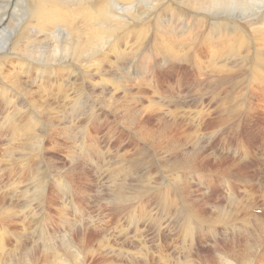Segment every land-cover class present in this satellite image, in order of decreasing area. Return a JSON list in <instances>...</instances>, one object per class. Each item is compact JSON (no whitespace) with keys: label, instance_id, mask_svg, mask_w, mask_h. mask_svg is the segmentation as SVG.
I'll return each mask as SVG.
<instances>
[{"label":"rangeland","instance_id":"rangeland-1","mask_svg":"<svg viewBox=\"0 0 264 264\" xmlns=\"http://www.w3.org/2000/svg\"><path fill=\"white\" fill-rule=\"evenodd\" d=\"M27 1L29 0H20V2L19 0H0V52H3L6 44H8L11 39H14L16 35L15 32L25 22L28 16V14L26 15ZM88 1L93 2L96 0ZM117 1L118 0H114L113 2L119 4L117 5L118 8L122 6L124 11L127 10L124 13L125 15L131 11V14L129 12L128 15H132V18L121 14V12H124L122 9L119 11L120 17H117L118 21H121V23L124 24L125 22L124 27L126 30H131L130 32L129 30L122 32L121 26L123 24H119V22H116V26L117 24L119 26V28L117 27L118 29H116L114 27L115 25H113L115 24V22H113L114 20H111L113 23L110 21L111 23H106L105 25L115 29L113 31L114 36L111 34V36L103 39L104 42H99L98 47L89 45L78 51L79 42L76 33L65 24L60 23L51 32L41 31L39 35L40 41L32 43L30 49L23 46L25 50V61L38 64L36 67L35 65H31V68H29L31 71H24V73H22V75L30 79L29 81L31 83H29V86L33 89L35 88L33 96L40 102L39 100H41V97L38 87L44 89L48 98H44L42 103L48 105L47 108L52 112L53 117L54 114L57 113L63 119L65 118V121L70 122L74 130L76 127L75 125L79 123L77 124L76 130L77 128L79 129L74 131L72 135L64 132L59 135L55 127L56 124H53V120L50 119L51 124H49L50 120L47 118L44 119L43 117L45 116L42 115V117L40 115L45 129V133L41 132L43 134L42 140L44 141L42 144L43 147L39 149L36 144V146L34 145L35 147H31L29 140L25 136L24 147L21 145L19 150L26 154H22L20 157L21 159L19 158L21 160L20 164L14 163L16 164L14 166L15 169L13 165H11L13 169L1 168L3 164L2 159L4 155L7 154L4 152L3 146L1 145H4V147L6 146V141H4L5 139L3 137L8 136L9 132L3 134V137L0 136V143L2 142L0 144V157H2L0 159V186L4 189V185L1 184V182H4V184L6 183L8 185L7 190L9 191V195L6 196L4 204L0 203V205L3 204L5 207L0 208V216H3L0 217L2 218V221L0 219V245H3L2 247L0 246V256L2 255V257H4L6 255V264H31V262L32 264H41L43 261L44 264H62L59 263L60 260L54 255L53 251L56 250V252L64 251L65 253H69L68 264L70 262H72L70 264H73L76 259L77 261L74 264H78L80 261L82 264H156L159 261L160 262L157 264L161 262L162 264H188L191 262H194V264H225L228 261L227 257L230 258L232 255V257L236 259H240V264H263L264 96L262 94H264V85H261L262 80L260 76L258 78V74L264 73V22L255 18L259 15L258 13H261L260 15L264 14V12H262L264 11V0H167L168 2L165 3H160L159 0L158 2L157 0H155L156 2L154 0H150L151 2L149 0H139L140 2L138 0H129L126 2L127 4H123L125 7ZM259 1L263 2L261 3ZM169 2H171L170 6L168 5ZM166 3L168 4L166 5ZM256 3L259 4V7ZM128 4H131V6ZM132 4L135 7L134 11L133 8H131ZM136 7L137 9H141L136 10ZM127 8H131L132 10H128ZM247 8H255L253 11L254 14L247 16L250 18L244 17L237 22L236 17L239 16L237 12ZM149 9L151 10L149 11ZM133 12H136V16ZM13 13L17 14V19L12 17ZM25 15L26 17H24ZM145 17L149 20L147 19V22L144 24L146 20ZM162 17L163 19L159 20ZM124 19H126V21ZM74 20L76 25L81 24L80 19ZM130 20L131 22H129ZM128 23L131 24L129 25ZM137 23L140 24V28L137 26ZM133 24L135 27H131ZM141 25L144 28H141ZM145 25L151 26L148 28ZM182 25L183 27H181ZM124 27L122 28L124 29ZM145 28L149 32L153 28L154 29L151 31L150 35L148 32L149 36H147L145 35L147 31L142 30ZM233 29H235L236 32H234ZM116 31L117 33H115ZM261 31H263V33ZM125 35L128 41L124 38ZM135 36L136 38H134ZM111 41H115V44L119 45L117 48L123 51L125 50L126 52H124L128 55V57L124 55L121 59H115V57L112 56L110 64L116 65L118 68L122 66L123 69L126 67L124 72L127 74V83L130 84L131 87L133 86L130 95L125 94L123 91L121 93L119 91H113L112 93L111 89L110 91L109 89H101L100 86H96L98 88H95L93 85L92 81L96 78L100 83H104L105 77L100 78L99 74L94 75L93 68L87 65L88 60L92 58L95 50L98 51L96 55H98L97 57L101 58L103 62L105 67L104 72L109 73L111 67L109 63L105 61V57L101 56L103 53L101 51L107 49L111 45ZM128 42H131L132 45H134L133 43L135 42L131 50L128 48L131 46ZM138 43L140 44L137 46L136 44ZM135 46L137 47L135 48ZM162 49L167 53L174 52L177 55L176 57L180 58H176L174 61L166 59L161 54V51H163ZM182 49H184L183 52ZM128 50L129 52H127ZM132 50L133 52L131 53ZM31 51H34L35 54L31 55ZM139 52L140 54H138ZM21 55L22 48L21 54L12 56V58H20ZM10 60H5L7 63H1L0 67L2 65L8 66ZM116 62L118 63L114 64ZM18 66L17 64V67ZM140 67L146 69V75L139 74L137 69ZM117 69H114V72L117 71ZM207 71L210 75L207 74ZM235 72H237V74ZM241 72H243V74ZM229 74L232 76L230 79L227 78ZM41 75L45 76L41 77ZM240 76L243 77L239 79ZM248 76L249 79H247ZM45 78H47V81L44 80ZM122 79H124L123 76ZM40 84L43 86H40ZM3 87L4 84L0 80V89ZM99 88L101 90H99ZM105 91H107V94ZM14 92L18 91L15 90ZM36 92L38 93L36 94ZM177 92L179 94L181 93V97ZM110 93L112 97L114 95L113 98L110 97ZM239 93L241 94L240 96ZM18 94L22 95L19 92ZM97 94H99V96ZM101 94H103L102 96L104 97H102ZM105 95H108L110 99L108 96L105 98ZM116 95L120 96L117 97ZM124 96L125 98H123ZM140 96L142 100L139 99ZM169 96L172 98H169ZM72 97L74 100H72ZM144 97H147L148 100ZM102 99L105 100V105ZM150 99L153 100L154 106ZM172 99H176V101L173 103ZM4 100L0 99V118H2L3 115V117L6 118L5 114H7L8 118V115L14 112V109L9 106V102H6V99ZM106 100L109 101L106 102ZM138 100H141L140 103ZM67 101L71 106L67 105ZM130 101L133 106L130 104ZM133 101L135 103H133ZM70 102L72 104L74 103L73 106ZM123 102H127L126 105L124 104L125 107ZM149 102L152 105L149 104ZM137 103H139V105ZM22 104L26 105V107L22 106L24 107L25 113V115L23 114V119L27 121V119L34 113H37V111L35 112L28 104ZM113 104L116 107L113 106ZM180 104H182L181 108L179 106ZM155 105L157 107H155ZM176 105L180 108V111L176 110ZM173 106L175 108H173ZM58 107H62L61 109L64 110H57ZM168 108L171 113L168 111ZM137 109L139 111H137ZM143 109L145 111H143ZM199 110H202V112ZM50 111H47L48 114ZM64 111L69 112L71 115L73 113V118L68 113L66 115ZM176 113H178L177 115H183L177 116ZM112 114H115V116ZM127 115L129 116L127 117ZM174 115L176 116L174 117ZM79 116L82 117L80 118ZM76 117L79 119H76ZM123 117L126 121L121 119ZM127 118H129V120ZM186 119L187 122H185ZM200 119L203 120L202 123ZM121 120H123L125 124L123 121L120 122ZM176 120H178L179 123ZM164 121L170 123L166 124ZM183 121L184 123H181ZM117 122H120V124L122 123V125L120 126ZM127 122L130 123L131 127L127 125ZM29 123H31V121H29ZM59 123L62 124V122ZM163 124H166V128L163 127ZM199 124L204 125L203 127L205 129ZM50 125L56 129L57 134L53 132L47 134ZM157 128L160 129V132ZM181 129H183V132L180 131ZM161 130H163L165 134ZM38 132L40 131L38 130ZM156 132L160 135L163 134V138L158 133L155 135ZM171 132L175 134L173 135ZM186 132H188L189 135H187ZM46 134L47 137L44 139L43 137H45ZM48 135H55V137L49 139ZM196 136L200 138L198 139ZM72 139L75 140V143H73ZM174 141L177 142L175 143ZM28 142L29 145H27ZM69 144H72L71 146L74 144L76 148H73L74 146L71 147ZM79 145H81V147ZM78 146L82 148V150L79 149ZM76 149H79L78 151L80 153L75 151ZM100 149L104 150L103 152L105 153L100 161L97 158H95L96 162L93 158L88 160L83 159V154L88 153L91 157L93 151ZM37 150V155H35L37 158L27 155L31 153V151L36 152ZM11 153L14 152L11 151ZM15 157L17 158V156ZM42 159H44V161ZM35 160H37L38 165L33 168ZM71 160L74 161L72 162ZM98 164L102 166L105 164L106 166L104 165L105 167H102L98 166ZM97 166L100 168L102 167L103 169H101L103 171L101 172V169L97 168ZM122 166L124 167L122 168ZM132 169L133 171H131ZM89 171H91V173H89ZM97 172L99 175H96ZM166 172H169V174L167 173L165 175ZM68 173H70V175ZM15 184L18 191H14ZM137 186L138 188H136ZM122 187L124 193H122ZM123 195H129L130 197L128 196V198L125 196V198L128 199L125 200ZM143 203L145 204L143 205ZM217 204L219 206H217ZM59 206L62 207L60 208ZM94 206L96 207L94 208ZM215 206H217V208ZM2 209H4L5 212ZM9 210H13L12 212L14 213L11 211L9 212ZM64 210L65 212H63ZM228 212L231 213V216ZM9 214L11 216H9ZM226 214L227 216H225ZM219 215L220 217L218 218ZM102 216H104L105 219ZM151 216L153 218H151ZM86 218H88V220ZM3 219H5V221H3ZM99 219L104 220V224L101 222L102 220L100 221ZM3 226L4 228H2V230L1 227ZM102 226L104 227L103 229H101ZM212 232L215 234V237L212 236ZM208 234L211 236H208ZM261 237L263 238L261 239ZM243 239H246V242ZM90 241H92V243L94 242V244H91ZM56 243H60L58 245L60 248ZM185 244L187 246H185ZM73 245L79 246V249H77L78 255L75 254L76 252L73 249ZM176 245L179 248H177ZM182 245L185 248H183ZM193 245H195V247ZM244 245H246L249 250L245 249L246 246L244 247ZM61 247H63V249ZM186 248L188 249L187 251ZM235 249L237 251H234ZM257 250L259 251L257 252ZM9 251L11 253H9ZM227 251L229 253H227ZM178 252H180V254L182 253V255ZM188 252L189 254H187ZM236 253L241 254L236 255ZM217 254H219L220 257ZM228 254H230V256ZM103 255H105V257ZM73 256H75V259H73ZM77 256L80 257L78 258ZM2 257L0 258V264H5V258ZM215 257L217 259H215ZM155 258H157L156 261ZM221 258L225 261L222 262V260H220ZM86 260L88 262L90 261V263ZM215 260L218 263H216ZM218 260H220V262Z\"/></svg>","mask_w":264,"mask_h":264},{"label":"bare ground","instance_id":"bare-ground-1","mask_svg":"<svg viewBox=\"0 0 264 264\" xmlns=\"http://www.w3.org/2000/svg\"><path fill=\"white\" fill-rule=\"evenodd\" d=\"M114 0H96V1H88V0H29V1H27L28 3H27V8H26V15L28 14V16H27V18H26V20H25V22L19 27V29L15 32L16 33V35L14 36V39L12 40H10L9 42H8V44H6V46H5V48H4V51L3 52H0V64L1 63H7L6 61H8V60H10V64L8 65V66H6V65H2L1 67H0V80H1V82L4 84V87L2 88V89H0V99L1 100H4V99H6L7 101L6 102H9V106H11V108H13L14 109V112L12 113V114H9L10 115V117H9V115H8V118H7V114H5L6 115V118H4L3 116H2V118H0V128L2 129H0V136L1 137H3V134H5V133H7V132H9L8 133V136H6V137H3L5 140L4 141H6V146L4 147V145H1V146H3L2 148H3V150H4V152H6L7 154L6 155H4V157H3V164L1 165V168H10V169H13V167L16 165V164H14V163H19L20 164V157H21V155L22 154H24L23 153V151H20L19 150V147L22 145L23 146V144H25V139H24V137L26 136L27 137V139L29 140V142H30V146L32 147V146H34L35 144L39 147V149H42V147H43V140H42V136H43V134L42 133H45V129H44V127H43V123H42V117L43 116H45V117H43L44 119L45 118H47V119H52L53 120V124H56V129H57V131H58V134L60 135L62 132H64V133H69V134H74V131H77L79 128H77V130H76V127L78 126L77 124H79V123H77L75 126V130L73 129V127H72V125H71V123L70 122H68V121H65L62 117H60L57 113H55L54 114V117H53V114H52V112L47 108L48 107V105L46 104V103H42L43 101H44V98L46 99V98H48L47 97V95L45 94V92H44V89H42L41 87H38V91H39V93H40V97H41V100H39L40 102H38L37 101V99L33 96V94L35 93V88L33 89L32 87H30L29 85V83H31L29 80V78L27 77V76H25V75H22V73H24V71H31V70H29V68H31V65H35V67L38 65V64H36V63H33V62H31V61H28V62H26L25 61V57H24V52H25V50L23 49V46L24 47H26V48H29L30 49V47H31V45H32V43H35V42H38V41H40V38H39V35H40V32L41 31H43V32H45V31H47V32H51V31H53L56 27H57V25H59L60 23L61 24H65L66 26H68L72 31H74L75 33H76V35H77V38H78V42H79V45H78V48H77V50L79 51L80 49H82V48H85L86 46H89V45H95V46H97L98 47V45H99V42H104L103 41V39H105L106 37H108V36H111V34H113V31L115 30L113 27H107V25H105L106 23H111L112 21L111 20H114L113 22H115V24H113V25H115L114 27L116 28V29H118L119 28V26H118V24H117V26H116V22H119V24H123V23H121V21H118V19H117V17H120V12L119 11H121V9L123 8L122 6L121 7H117V5H119V4H115L114 2H113ZM127 1H129V0H118L117 2H119L120 4H124V3H126ZM132 1H134V0H132ZM131 1V2H132ZM139 1V0H138ZM150 1V0H149ZM155 1V0H154ZM153 1V2H154ZM160 1V3L161 2H168L167 0H159ZM207 1V0H206ZM222 1V0H221ZM10 2V1H9ZM19 2H20V0H19ZM140 2V1H139ZM151 2V1H150ZM156 2V1H155ZM157 2H158V0H157ZM181 2V1H180ZM179 2V3H180ZM210 2V1H209ZM257 2V1H256ZM259 2H261V1H259ZM263 2V1H262ZM261 2V3H262ZM3 3V2H2ZM135 3H137V2H135ZM143 3H146V2H143ZM149 3V2H148ZM170 3L171 2H169V4L168 3H166V5L168 4L169 6H170ZM182 3V2H181ZM185 3V2H184ZM194 3V2H193ZM198 3V2H197ZM206 3V2H205ZM258 3V2H257ZM256 3V5L258 6L259 4H257ZM127 4V3H126ZM125 4V5H126ZM133 4H134V2H133ZM132 4V7L131 8H133V11H134V5ZM142 4V3H141ZM183 4V3H182ZM181 4V5H182ZM200 4V3H199ZM128 5H130L131 6V4H128ZM128 5H127V7H128ZM143 5H145V4H143ZM142 5V6H143ZM157 5H159V4H157ZM157 5H156V7H157ZM172 5V4H171ZM202 5V4H201ZM209 5V4H208ZM233 5H234V3H233ZM246 5V4H245ZM14 6V5H13ZM124 6V5H123ZM129 6V7H130ZM236 6V5H235ZM251 6V5H250ZM254 6V5H253ZM125 7V6H124ZM137 7H139V6H137ZM137 7H136V10H138V9H141V8H138L137 9ZM159 7V6H158ZM173 7V6H172ZM182 7H184V6H182ZM205 7V6H204ZM233 7V6H232ZM252 7V6H251ZM256 7V6H255ZM259 7V6H258ZM257 7V8H258ZM1 8V7H0ZM131 8H127L128 10H130ZM146 8V7H145ZM154 8V7H153ZM152 8V9H153ZM199 8V7H198ZM4 9V8H3ZM126 9V8H125ZM143 9V8H142ZM179 9V8H178ZM254 9L255 8H247V9H244V10H242V11H240V12H237V13H239V16L238 17H236L237 18V22H239L240 21V19L241 18H244V17H247V16H251V15H253L254 14ZM262 9V8H261ZM11 10V9H10ZM132 10V9H131ZM151 9H149V11H150ZM158 10H159V8H158ZM163 10V9H162ZM180 10V9H179ZM189 10H191V9H189ZM257 10H259V9H257ZM19 11V10H18ZM122 11H124L123 9H122ZM127 11V10H126ZM126 11H124L123 13L121 12V14H124ZM142 11V10H141ZM146 11H148V10H146ZM172 11V10H171ZM209 11V10H208ZM130 12V14H131V11H129ZM129 12H128V14H129ZM137 12V11H136ZM135 12V13H136ZM139 12V11H138ZM192 12V11H191ZM259 12V11H258ZM262 12H264V11H262ZM24 13V14H25ZM134 13V12H133ZM134 13V14H135ZM185 13V12H184ZM125 15L124 14V16H128L129 18L131 17L132 18V15ZM133 14V15H134ZM142 14H143V12H142ZM167 14V13H166ZM170 14V13H169ZM186 14V13H185ZM196 14V13H195ZM259 15L258 16H256V18L255 19H257V20H259V21H263L264 22V14H262V15H260L261 13H258ZM13 16L12 17H14V18H16L17 19V14H12ZM26 15L24 16V17H26ZM146 15V14H145ZM158 15V14H157ZM171 15V14H170ZM178 15V14H177ZM223 15V14H222ZM1 16V15H0ZM124 16H123V18H124ZM135 16H136V14H135ZM152 16V15H151ZM11 17V16H10ZM9 17V18H10ZM142 17V16H141ZM189 17V16H188ZM226 17V16H225ZM23 18V17H22ZM146 18V17H145ZM148 18H149V16H148ZM148 18H146V20H145V22H144V24L147 22V19ZM247 18H250V17H247ZM74 19H80V21H81V24L80 25H76V23H75V20ZM133 19H134V17H133ZM140 19V18H139ZM143 19V18H142ZM151 19V18H150ZM163 19V17L161 18V19H159V20H162ZM172 19V18H171ZM253 19V18H252ZM3 20V19H2ZM119 20H121V19H119ZM125 21H126V19H124ZM124 20H122V21H124ZM149 20V19H148ZM156 20H158V19H156ZM164 20H165V18H164ZM177 20V19H176ZM247 20V19H246ZM249 20V19H248ZM14 21V20H13ZM17 21V20H16ZM111 21V22H110ZM169 21H170V19H169ZM173 21V20H172ZM261 21V22H262ZM112 22V23H113ZM128 22V21H127ZM129 22H131V20L129 21ZM136 22V21H135ZM143 22V21H142ZM171 22V21H170ZM247 22V21H246ZM141 23V22H140ZM149 23V22H148ZM151 23V22H150ZM152 23H153V21H152ZM155 23V22H154ZM162 23V22H161ZM164 23V22H163ZM173 23V22H172ZM242 23V22H241ZM240 23V24H241ZM124 24H125V22H124ZM122 25L121 26V29H119V30H121L122 32H125V31H127V30H129V29H127L126 30V28L124 27L125 25ZM129 25L131 24V23H128ZM138 25V27H139V23H137ZM165 24H166V22H165ZM171 24V23H170ZM169 24V25H170ZM176 24H178V23H176ZM236 24V23H235ZM243 24V23H242ZM112 25V26H113ZM146 25H148V24H146ZM145 25V26H146ZM159 25H160V23H159ZM168 25V24H167ZM166 25V26H167ZM109 26H110V24H109ZM128 26V25H127ZM126 26V27H127ZM151 26V25H150ZM150 26H146V27H150ZM157 26V25H156ZM173 26H174V24H173ZM184 26H186V25H184ZM249 26V25H248ZM258 26H259V24H258ZM4 27V26H3ZM118 27V28H117ZM122 27H124V29L122 28ZM131 27H135L134 26V24H133V26H131ZM137 27V28H138ZM153 27V26H152ZM169 27H171V26H169ZM181 27H183V25L181 26ZM260 27H262V26H260ZM140 28V27H139ZM138 28V29H139ZM141 28H144L142 25H141ZM4 29H6V28H4ZM134 29V28H133ZM152 29V28H151ZM154 29V28H153ZM153 29L151 30V31H153ZM124 30V31H123ZM142 30H146V28L145 29H142ZM156 30V29H155ZM169 30V29H168ZM131 30H129V32H130ZM147 31V30H146ZM151 31L149 32V31H147V32H145L146 34L145 35H147V36H149L150 35V33H151ZM233 31L234 32H236V30L235 29H233ZM264 31V30H263ZM263 31H261L262 33H263ZM120 32V31H119ZM133 32V31H132ZM131 32V33H132ZM148 32H149V35H148ZM163 32V31H162ZM173 32V31H172ZM171 32V33H172ZM176 32V31H175ZM233 32V33H234ZM115 33H117V31L115 32ZM141 33V32H140ZM139 33V34H140ZM155 33V32H154ZM161 33V32H160ZM165 33V32H164ZM163 33V34H164ZM232 33V34H233ZM126 34V33H125ZM134 34V33H133ZM169 34V33H168ZM129 35V34H128ZM137 35V34H136ZM144 35V34H143ZM152 35H153V33H152ZM158 35V34H157ZM231 35V34H230ZM260 35V34H259ZM74 36V35H73ZM113 36H114V34H113ZM115 36H116V34H115ZM138 36V35H137ZM154 36V35H153ZM163 36V35H162ZM176 36V35H175ZM216 36V35H215ZM127 36L125 35V39H127L126 38ZM146 37V36H145ZM156 37V36H155ZM214 37V36H213ZM110 38H112V37H110ZM114 38V37H113ZM123 38V37H122ZM128 38H129V36H128ZM134 38H136V36L134 37ZM139 38V37H138ZM169 38V37H168ZM216 38V37H215ZM4 39V38H3ZM132 39V38H131ZM140 39H142V38H140ZM139 39V40H140ZM149 39V38H148ZM153 39H154V37H153ZM168 40V39H167ZM174 40V39H173ZM113 41V40H112ZM111 41V42H112ZM123 41H124V39H123ZM126 41V40H125ZM127 41H128V39H127ZM126 41V42H127ZM137 41V40H136ZM142 41V40H141ZM162 41V40H161ZM166 41V40H165ZM107 42V41H106ZM145 42V41H144ZM150 42V41H149ZM152 42V41H151ZM160 42V41H159ZM129 43V42H128ZM1 44V43H0ZM104 44V43H103ZM107 44V43H106ZM105 44V45H106ZM111 45L107 48V49H105V50H102L101 52H103L102 54H101V56H104L105 57V61H107L108 63H109V65H110V67L112 68V70H111V68H110V72L109 73H105L104 71H105V67H104V65H103V62H102V60H101V58H98L97 56L98 55H96L97 54V52L98 51H96L95 50V52H93V56H92V58L90 59V60H88V67H90V68H93V74L95 75V74H99L100 75V78L101 77H105V82L104 83H100L99 81H98V79L96 78V77H94V78H96L95 80H93L92 82H93V85L95 86V88H98V87H96V86H100V88L101 89H109V91H110V89L112 90V93H113V91H119L120 93L123 91L125 94H128V95H130L131 93H130V91H131V88L133 87H131L130 86V84H128L127 83V81H128V78L126 77V75L127 74H125V72H124V69L126 68H124L123 69V67L121 66V67H119L118 68V66H116V65H112V64H110V59H111V57L112 56H114L115 57V59L116 58H118V59H121L124 55H126V51L124 52L123 50H121V49H118L117 47L119 46V45H116L115 44V41L114 42H112V43H110ZM118 44V43H117ZM120 44V43H119ZM125 44H127V43H125ZM129 44H131V42L129 43ZM134 45H135V42L133 43ZM140 43H138V44H136L137 46L139 45ZM180 44V43H179ZM108 45V44H107ZM123 45H124V43H123ZM134 45H132L131 44V46H127V45H125V46H127L130 50H131V48H132V46H134ZM173 45H175V44H173ZM104 46V45H103ZM122 46V45H121ZM137 46H135V48L137 47ZM143 47V46H142ZM147 47V46H146ZM164 47V46H163ZM168 47V46H167ZM182 47V46H181ZM180 47V48H181ZM184 47V46H183ZM21 48H22V55L20 56V58L18 57V58H16L15 57V59L14 58H12V56H17L18 54L20 55L21 54ZM105 48V47H104ZM127 48V49H128ZM134 48V49H135ZM169 48V47H168ZM178 48V47H177ZM140 49V48H139ZM171 49V48H170ZM33 50V49H32ZM163 51H161V54L163 55V57L164 58H166V59H171L172 61H174V59H176V58H180V57H176L177 55H176V53H174V52H172V53H167V52H164V49H162ZM166 50V49H165ZM168 50V49H167ZM183 50L184 49H182V52H183ZM186 50H188V49H186ZM135 51V50H134ZM176 51H177V49H176ZM127 52H129V50L127 51ZM133 52V50L131 51V53ZM157 52V51H156ZM159 52H160V50H159ZM169 52H171V51H169ZM181 52V53H182ZM29 53V52H28ZM92 53V52H91ZM135 54H137L136 52H134ZM143 53V52H142ZM155 53V52H154ZM180 53V54H181ZM33 54H35V52L34 51H31V55H33ZM138 54H140V52L138 53ZM156 54V53H155ZM129 55H130V53H129ZM85 56V55H84ZM136 56V55H135ZM138 56V55H137ZM148 56V55H147ZM11 57V58H10ZM100 57V56H99ZM104 57H102V58H104ZM126 57H128V55H126ZM125 57V58H126ZM131 57V56H130ZM133 58V57H132ZM145 58V57H144ZM209 58V57H208ZM36 59V58H35ZM128 59V58H127ZM185 59V58H184ZM6 60V61H5ZM78 60V59H77ZM112 60V59H111ZM216 60V59H215ZM72 61V60H71ZM113 61H114V59H113ZM122 61V60H121ZM163 61V60H162ZM183 61H185V60H183ZM227 61V60H226ZM115 62V61H114ZM166 62H168V61H166ZM249 62V61H248ZM260 62V61H259ZM57 63V62H56ZM105 63V62H104ZM118 62H116V63H114V64H117ZM126 63V62H125ZM133 63V62H132ZM17 64L19 65L18 67H17ZM150 64V63H149ZM203 64V63H202ZM214 64V63H213ZM258 64V63H257ZM256 64V65H257ZM84 65V64H83ZM86 65V64H85ZM124 65V64H123ZM128 65V64H127ZM141 65H142V63H141ZM5 66V67H4ZM229 66V65H228ZM260 66V65H259ZM62 67V66H61ZM115 67H117V68H115ZM144 67V66H143ZM243 67V66H242ZM212 68V67H211ZM247 68V67H246ZM73 69V68H72ZM114 69H117V71H115L114 72ZM213 69V68H212ZM219 70V69H218ZM259 70V69H258ZM48 71V70H47ZM68 71V70H67ZM107 71V70H106ZM137 71L139 72V74L140 75H146V69H144V68H138L137 69ZM217 71V70H216ZM233 71V70H232ZM236 71V70H235ZM243 71V70H242ZM118 72V73H117ZM226 72V71H225ZM238 72V71H237ZM237 72H235L236 74H237ZM259 72V71H258ZM68 73V72H67ZM223 73V72H222ZM239 73V72H238ZM242 74H243V72H241ZM69 74V73H68ZM114 74V75H113ZM207 74H209V72L207 71ZM217 74V73H216ZM231 74H234V73H231ZM231 74H229V75H227L228 77V79H230V78H232V76H230ZM210 75V74H209ZM224 75V74H223ZM240 75V74H239ZM43 76H45V75H41V77H43ZM73 76V75H72ZM122 76L124 77V79H122ZM130 76V75H129ZM214 76V75H213ZM216 76V75H215ZM235 76V75H234ZM245 76V75H244ZM259 76H260V78H261V80H262V84L261 85H264V73H259L258 74V78H259ZM236 77H237V75H236ZM241 77H243V76H240V78L239 79H241ZM99 78V79H100ZM146 78H147V76H146ZM220 78V77H219ZM219 78H218V80H219ZM47 78H45L44 80H46ZM144 79V78H143ZM217 79V78H216ZM247 79H249V76H248V78ZM88 80V79H87ZM90 80V79H89ZM47 81V80H46ZM45 81V82H46ZM75 81V80H74ZM142 81H144V80H142ZM247 81V80H246ZM44 82V81H43ZM77 82H79V81H77ZM241 83V82H240ZM150 84V83H149ZM179 84V83H178ZM236 84V83H235ZM60 85V84H59ZM63 85V84H62ZM144 85V84H143ZM152 85V84H151ZM40 86H43L42 84H40ZM93 86V87H94ZM146 86V85H145ZM36 87V88H37ZM59 87H61V86H59ZM151 87V86H150ZM154 87V86H153ZM41 88V89H40ZM62 88V87H61ZM65 88V87H64ZM99 88V90H101ZM156 88V87H155ZM202 88V87H201ZM67 89V88H66ZM135 89V88H134ZM137 89V88H136ZM141 89V88H140ZM139 89V90H140ZM150 89V88H149ZM148 89V90H149ZM170 89V88H169ZM257 89V88H256ZM18 91L19 93H21L22 95H24V96H22V95H19L18 94V92H14V91ZM73 90V89H72ZM92 90H94V89H92ZM98 90V89H97ZM133 90V89H132ZM144 90V89H143ZM146 90H147V88H146ZM85 91V90H84ZM91 91V90H90ZM108 91V90H107ZM107 91H105V93L107 94ZM150 91H151V89H150ZM63 92V91H62ZM61 92V93H62ZM94 92V91H93ZM102 92H104V91H102ZM157 92V91H156ZM160 92V91H159ZM237 92V91H236ZM240 92V91H239ZM38 92H36V94H37ZM78 93H79V91H78ZM100 93V92H99ZM123 93V94H124ZM155 93V92H154ZM162 93H163V90H162ZM162 93H160V94H162ZM176 93V92H175ZM178 93V92H177ZM57 94V93H56ZM72 94H74V93H72ZM90 94V93H89ZM95 94V93H94ZM111 94V93H110ZM123 94H122V96H123ZM143 94H144V92H143ZM159 94V95H160ZM164 94V93H163ZM181 94V93H180ZM179 93H178V95L181 97V95H180ZM68 95V94H67ZM67 95H65V96H67ZM80 95V94H79ZM87 95V94H86ZM85 95V96H86ZM98 96H99V94H97ZM103 94H101V96H102ZM121 95V94H120ZM120 95H118V96H120ZM157 95H158V92H157ZM171 95H173V94H171ZM241 94L239 93V96H240ZM263 96H264V94H262ZM73 96V95H72ZM78 96V95H77ZM108 95H105V98L107 97ZM117 96V95H116ZM117 96V97H118ZM133 96V95H132ZM138 96V95H137ZM136 96V97H137ZM174 96V95H173ZM245 96V95H244ZM60 97V96H59ZM69 97V96H68ZM87 97V96H86ZM91 97V96H90ZM94 97H96V96H94ZM102 97H104V96H102ZM101 97V98H102ZM109 97V96H108ZM110 97H112V94H111V96ZM110 97H109V99H110ZM113 97H114V95H113ZM112 97V98H113ZM130 97V96H129ZM128 97V98H129ZM135 97V98H136ZM158 97V96H157ZM161 97V96H160ZM166 97V96H165ZM175 97V96H174ZM62 98V97H61ZM73 98V97H72ZM88 98V97H87ZM98 98V97H97ZM100 98V97H99ZM111 98V99H112ZM121 98V97H120ZM123 98H125V96L123 97ZM144 98H147V97H144ZM150 98V97H149ZM169 98H172V97H170L169 96ZM168 98V99H169ZM177 98V97H176ZM62 99H64V98H62ZM75 99H76V97H75ZM93 99V98H92ZM104 99V98H103ZM102 99V100H103ZM108 99V98H107ZM139 99H141L142 100V98H141V96H140V98ZM158 99V98H157ZM161 99V98H160ZM185 99V98H184ZM71 100V99H70ZM72 100H74V98L72 99ZM91 100V99H90ZM113 100V99H112ZM124 100H126V99H124ZM127 100H129V99H127ZM131 100V99H130ZM141 100H138V102L140 103V101ZM146 100H148V98L146 99ZM150 100H152V99H150ZM149 100V101H150ZM173 100V99H172ZM178 100V99H177ZM183 100V99H182ZM262 100V99H261ZM5 101V100H4ZM104 101L105 100H103V104H104ZM107 101H109V100H106V102ZM158 101V100H157ZM156 101V102H157ZM162 101V100H161ZM174 101H176V99H174L173 100V103H174ZM180 101V100H179ZM179 101H177V102H179ZM185 101V100H184ZM77 102V101H76ZM113 102V101H112ZM144 102V101H143ZM142 102V103H143ZM147 102V101H146ZM152 102H153V100H152ZM167 102V101H166ZM165 102V103H166ZM176 102V103H177ZM187 102V101H186ZM22 103H25V104H28L30 107H32L33 109H34V111L36 112L37 111V113H34L33 115H31V117H29L28 119H27V121L26 120H24L23 119V114L25 115V113H24V107H26V105H24V104H22ZM67 103V105H69L68 104V101L66 102ZM65 103V104H66ZM96 103V102H95ZM126 103L127 102H123V105L125 104L126 105ZM133 103H135L134 101H133ZM139 103H137L138 105H139ZM148 103V102H147ZM175 103V104H176ZM181 103V102H180ZM262 103V102H261ZM8 104V103H7ZM70 104H72L71 102H70ZM74 104V103H73ZM73 104H72V106H73ZM97 104V103H96ZM116 104V103H115ZM122 104V103H121ZM130 104H131V101H130ZM130 104H129V106H130ZM144 104V103H143ZM146 104V103H145ZM149 104H151L150 102H149ZM153 104V106H154V102L152 103ZM151 104V105H152ZM158 104V103H157ZM156 104V105H157ZM164 104V103H163ZM170 104V103H169ZM188 104V103H187ZM24 107H23V106ZM78 105V104H77ZM99 105V104H98ZM105 105V104H104ZM109 105V104H108ZM125 105H124V107H125ZM132 106H133V104H131ZM146 105H148V104H146ZM155 105V107H157ZM159 105H160V102H159ZM168 105V104H167ZM174 105V104H173ZM177 105H178V103H177ZM175 106L176 107V110H178V111H180L179 109L181 108V105L182 104H180L179 106H180V108L178 107V106ZM183 105H184V103H183ZM8 106V105H7ZM55 106V105H54ZM69 106H71V105H69ZM76 106V105H75ZM81 106V105H80ZM107 106V105H106ZM105 106V107H106ZM113 106H115L114 104H113ZM116 106H117V104H116ZM115 106V107H116ZM122 106V105H121ZM128 106V105H127ZM128 106V107H129ZM143 106V105H142ZM164 106V105H163ZM169 106V105H168ZM190 106H192V105H190ZM66 107H68V106H66ZM123 107V108H124ZM131 107V106H130ZM134 107H137V106H134ZM144 107V106H143ZM142 107V108H143ZM147 107V106H146ZM174 106H173V108H175ZM189 107V106H188ZM9 108V107H8ZM28 108V107H27ZM26 108V109H27ZM38 108V109H37ZM62 107H58V109L57 110H64V109H61ZM72 108V107H71ZM108 108V107H107ZM106 108V109H107ZM114 108V107H113ZM119 108V107H118ZM138 108V107H137ZM141 108V107H140ZM140 108H139V110H140ZM148 108H150V107H148ZM178 108V109H177ZM183 108V107H182ZM189 108H191V107H189ZM5 109V108H4ZM12 109V110H13ZM77 109V108H76ZM127 109V108H126ZM129 109V108H128ZM127 109V110H128ZM135 109V108H134ZM169 109V108H168ZM193 109H194V107H193ZM7 110V109H6ZM72 110V109H71ZM104 110H105V108H104ZM117 110V109H116ZM122 110H125V109H122ZM130 110V109H129ZM131 110H132V108H131ZM138 109H137V111H139ZM153 110V109H152ZM160 110V109H159ZM173 110V109H172ZM175 110V109H174ZM184 110V109H183ZM182 110V111H183ZM27 111H28V109H27ZM47 111H50V113L48 114V112ZM67 111V110H66ZM66 111H64V112H66ZM120 111H121V109H120ZM143 111H145L144 109H143ZM142 111V112H143ZM168 111H170V109L168 110ZM182 111H181V113H182ZM199 111H201L202 112V110H199ZM204 111V110H203ZM7 112V111H6ZM26 112V111H25ZM29 112V111H28ZM59 112V111H58ZM82 112V111H81ZM117 112V111H116ZM115 112V113H116ZM119 112V111H118ZM123 112V111H122ZM127 112V111H126ZM141 112V111H140ZM152 112H154V111H152ZM196 112V111H195ZM200 112V113H201ZM67 113L68 114H70L69 112H66V115H67ZM77 113V112H76ZM114 113V112H113ZM124 113V112H123ZM170 113H171V111H170ZM169 113V114H170ZM172 113H174V112H172ZM60 114V113H59ZM122 114V113H121ZM127 114V113H126ZM128 114H129V112H128ZM143 114H144V112H143ZM146 114V113H145ZM175 114V113H174ZM178 113H176V115H177ZM184 114H185V112H184ZM197 114V113H196ZM42 117H41V116ZM72 115H73V113H72ZM71 114H70V116H72ZM112 115H114L115 116V114H112ZM116 115H118V114H116ZM119 115H120V113H119ZM176 115H174V117L176 116ZM180 115H183V114H179V115H177V116H180ZM187 115V114H186ZM113 116V117H114ZM123 116V115H122ZM129 115H127V117H128ZM158 116V115H157ZM163 116V115H162ZM173 116V115H172ZM195 116H197V115H195ZM80 117V116H79ZM82 117V116H81ZM80 117V118H81ZM124 117H126V116H124ZM124 117L123 118H121V119H124ZM160 117V116H159ZM159 117H157V118H159ZM170 117V116H169ZM173 117V118H174ZM27 118V117H26ZM68 118H70V117H68ZM72 118H73V116H72ZM74 118H75V116H74ZM117 118H120V117H117ZM153 118H155V117H153ZM185 118V117H184ZM194 118V117H193ZM198 118V117H197ZM76 119H79V118H77L76 117ZM86 119V118H85ZM115 119H116V117H115ZM128 120H129V118H127ZM160 119V118H159ZM201 119H202V117H201ZM200 119V120H201ZM66 120H68V119H66ZM168 120V119H167ZM172 120V119H171ZM175 120V119H174ZM29 121H31V123H29ZM70 121V120H69ZM73 121V120H72ZM74 121H75V119H74ZM123 120H121L120 122H122ZM124 121H126L125 119H124ZM124 121H123V123H124ZM156 121H158V120H156ZM160 121H162L161 119H160ZM166 121V120H165ZM164 121V122H165ZM173 121V120H172ZM176 121H178V120H176ZM202 121L203 120H201L200 122L202 123ZM49 122V121H48ZM59 122H62V124H60ZM77 122V121H76ZM79 122V121H78ZM85 122H87V121H85ZM88 122H89V120H88ZM120 122H117L118 124H120ZM130 122H131V120H130ZM175 122V121H174ZM185 122H187V119H186V121ZM191 122V121H190ZM198 122H199V120H198ZM73 123V122H72ZM160 123V122H159ZM166 123V122H165ZM168 123H170V122H168ZM168 123H166V124H168ZM178 123H179V121H178ZM181 123H184V121L183 122H181ZM49 124H51V120H50V123ZM94 124V123H93ZM125 124V123H124ZM123 124V125H124ZM156 124V123H155ZM165 124V125H166ZM175 124V123H174ZM197 124V123H196ZM42 125V126H41ZM73 125V126H74ZM84 125H86V124H84ZM98 125V124H97ZM122 125V123L120 124V126ZM127 125H130V123H128L127 122ZM165 125L163 124V127H165ZM187 125V124H186ZM185 125V126H186ZM190 125V124H189ZM195 125V124H194ZM199 125H201V124H199ZM87 126V125H86ZM191 126V125H190ZM202 127L204 126V125H201ZM80 127H81V123H80ZM123 127V126H122ZM124 127H125V125H124ZM130 127H131V125H130ZM162 127V126H161ZM161 127H159V128H161ZM184 127V126H183ZM193 127V126H192ZM200 127V126H199ZM198 127V128H199ZM83 128V127H82ZM86 128V127H85ZM129 128V127H128ZM166 128V127H165ZM169 128V127H168ZM168 128H167V130H168ZM201 128V127H200ZM204 128V127H203ZM56 129L55 128H53L51 125H50V127H49V129H48V132H47V134H49V133H55V134H57L56 132ZM73 129V130H72ZM84 129V128H83ZM131 129V128H130ZM164 129V128H163ZM202 129V128H201ZM205 129V128H204ZM38 130L40 131V132H38ZM97 130V129H96ZM127 130H129V129H127ZM157 130L160 132V129H158L157 128ZM170 130V129H169ZM183 129H181L180 131L181 132H183L182 131ZM94 131V130H93ZM162 132H163V130H161ZM179 131V130H178ZM194 131V130H193ZM3 132V133H2ZM42 132V133H41ZM98 132V131H97ZM168 132V131H167ZM41 133V134H40ZM133 133V132H132ZM148 133V132H147ZM157 133L158 132H156V134L155 135H157ZM164 133V132H163ZM172 133V132H171ZM187 133V135H189V133L188 132H186ZM199 133V132H198ZM202 133H203V131H202ZM47 134L45 135V137H43L44 139L47 137ZM75 134H77V133H75ZM83 134V133H82ZM159 134V133H158ZM165 134V133H164ZM173 134V133H172ZM175 134V133H174ZM173 134V135H174ZM210 134V133H209ZM7 135V134H6ZM143 135V134H142ZM141 135V136H142ZM149 135V134H148ZM160 135V134H159ZM163 134H161L160 136H162ZM166 135H169V134H166ZM165 135V136H166ZM203 135V134H202ZM70 136V135H69ZM68 136V137H69ZM200 136V135H199ZM53 137H55V135L54 136H51V135H48V138L50 139V138H53ZM77 137V136H76ZM82 137V136H81ZM93 137H94V134H93ZM168 137V136H167ZM198 136H196V138H197ZM201 137V136H200ZM200 137H198V139L200 138ZM3 138H1V139H3ZM97 138V137H96ZM143 138H144V135H143ZM142 138V139H143ZM147 138V137H146ZM159 138V137H158ZM162 138H163V136H162ZM174 138H177V137H174ZM202 138V137H201ZM69 139V138H68ZM67 139V140H68ZM145 139V138H144ZM73 140V143H75V140L74 139H72ZM141 140V139H140ZM168 140V139H167ZM177 140V139H176ZM201 140V139H200ZM100 141V140H99ZM142 141V140H141ZM146 141V140H145ZM162 141V140H161ZM160 141V142H161ZM29 142H28V144L27 145H29ZM92 142V141H91ZM95 142V141H94ZM143 142V141H142ZM147 142H148V140H147ZM146 142V143H147ZM171 142H172V138H171ZM175 142V141H174ZM177 142V141H176ZM175 142V143H176ZM198 142V141H197ZM2 143V142H1ZM0 143V144H1ZM69 143V142H68ZM71 143V142H70ZM145 143V142H144ZM149 143V142H148ZM147 143V144H148ZM187 143V142H186ZM89 144V143H88ZM150 144V143H149ZM193 144V143H192ZM35 145V146H36ZM70 145V144H69ZM72 145V144H71ZM70 145V146H71ZM77 145V144H76ZM81 145H82V143H81ZM81 145H79L80 147H81ZM185 145H187V144H185ZM198 145V144H197ZM200 145V144H199ZM34 146V147H35ZM74 146V147H73ZM73 146H71V147H73V148H76V146L73 144ZM78 146V148L79 149H81L82 150V148H80ZM83 146V145H82ZM96 146V145H95ZM201 146V145H200ZM24 147V146H23ZM1 148V147H0ZM46 148V147H45ZM200 148V147H199ZM28 149H29V147H28ZM38 149V150H39ZM78 149V150H79ZM98 149V148H97ZM105 149V148H104ZM146 149V148H145ZM38 150L36 151V152H33V151H31V153H29V154H27V155H30V156H35V155H37V152H38ZM77 149L75 150V151H78ZM11 151H13L14 153H11ZM40 151V150H39ZM96 151H98V152H96ZM96 151H93V154L91 155V157L89 156V154L88 153H85V154H83L82 156H83V159L84 160H88V159H94V161H95V158H97V159H99V161H100V159L101 158H103V156H104V150H102V149H100V150H96ZM197 151V150H196ZM26 152H28V151H26ZM79 152V151H78ZM83 152V151H82ZM91 152V151H90ZM3 153V152H2ZM43 153H45V152H43ZM71 153V152H70ZM80 153V152H79ZM5 154V153H4ZM26 154V153H25ZM39 154H40V152H39ZM48 154V153H47ZM69 154V153H68ZM107 154V153H106ZM199 155V154H198ZM3 156V155H2ZM6 156V157H5ZM15 156H17V158L15 157ZM93 156V157H92ZM36 157V156H35ZM204 157V156H203ZM2 157H0V159H1ZM20 158V159H19ZM23 158V157H22ZM32 158H34V157H32ZM37 158V157H36ZM41 158V157H40ZM29 159V158H28ZM96 159V160H97ZM32 160V159H31ZM30 160V161H31ZM43 161H44V159H42ZM48 160V159H47ZM57 160V159H56ZM69 160H70V158H69ZM107 160V159H106ZM105 160V161H106ZM172 160V159H171ZM170 160V161H171ZM24 161V160H23ZM72 161V160H71ZM71 161H70V163H71ZM74 161V160H73ZM72 161V162H73ZM104 161V162H105ZM172 161H174V160H172ZM171 161V162H172ZM200 161V160H199ZM198 161V162H199ZM1 162V161H0ZM76 162H77V159H76ZM75 162V163H76ZM96 162V161H95ZM157 162V161H156ZM78 163V162H77ZM76 163V164H77ZM94 163V162H93ZM92 163V164H93ZM100 163V162H99ZM1 164V163H0ZM49 164V163H48ZM102 164H103V160H102ZM107 164H109V163H107ZM178 164V163H177ZM11 165H13V167L11 166ZM38 165V162H37V160H35L34 161V163H33V168H35L36 166ZM78 165V164H77ZM95 165V164H94ZM105 165V164H104ZM103 165V166H104ZM9 166V167H8ZM26 166V165H25ZM45 166V165H44ZM54 166V165H53ZM98 166H102V165H99L98 164ZM97 166V168H99V169H101L100 167H98ZM106 166V165H105ZM104 166V167H105ZM109 166V165H108ZM175 166V165H174ZM226 166V165H225ZM16 167H19V166H16ZM20 167H21V165H20ZM41 167V166H40ZM120 167V166H119ZM124 166H122V168H123ZM173 167V166H172ZM54 168H55V166H54ZM72 168V167H71ZM76 168V167H75ZM81 168V167H80ZM95 168V167H94ZM96 168V169H97ZM157 168H159V167H157ZM163 168H165V167H163ZM162 168V169H163ZM170 168V167H169ZM197 168H199V167H197ZM14 169H15V167H14ZM40 169V168H39ZM46 169V168H45ZM49 169V168H48ZM56 169H57V167H56ZM82 169V168H81ZM103 169V168H102ZM101 169V172L103 171ZM109 169V168H108ZM119 169V168H118ZM156 169V168H155ZM154 169V170H155ZM229 169V168H228ZM59 170V169H58ZM120 170H121V168H120ZM135 170V169H134ZM158 170V169H157ZM12 171V170H11ZM33 171V170H32ZM39 171V170H38ZM86 171H88V170H86ZM97 171H99V170H97ZM105 171H107V170H105ZM116 171H117V169H116ZM131 171H133V169L131 170ZM136 171V170H135ZM166 171H168V170H166ZM18 172V171H17ZM45 172H47V171H45ZM56 172V171H55ZM158 172H160V171H158ZM163 172V171H162ZM18 173H20V172H18ZM34 173V172H33ZM89 173H91V171H89ZM88 173V174H89ZM169 174V172H166L165 173V175L166 174ZM59 174V173H58ZM66 174V173H65ZM69 175H70V173H68ZM83 174V173H82ZM87 174V175H88ZM105 174V173H104ZM123 174V173H122ZM96 175H99V173L97 172V174ZM101 175H102V173H101ZM164 175V174H163ZM59 176H60V174H59ZM80 176V175H79ZM85 176V175H84ZM123 176H125V175H123ZM146 176V175H145ZM174 176V175H173ZM249 176H250V174H249ZM87 177V176H86ZM88 177H90V176H88ZM136 177H137V175H136ZM148 177V176H147ZM150 177V176H149ZM151 177H153V176H151ZM161 177H162V175H161ZM92 178H93V176H92ZM138 178V177H137ZM142 178H143V175H142ZM163 178V177H162ZM257 178V177H256ZM104 179V178H103ZM136 179V178H135ZM148 179V178H147ZM172 179V178H171ZM202 179V178H201ZM38 180V179H37ZM70 180V179H69ZM96 180V179H95ZM94 180V181H95ZM112 180V179H111ZM152 180V179H151ZM156 180V179H155ZM179 180V179H178ZM177 180V181H178ZM2 181V180H1ZM96 181H98V180H96ZM103 181V180H102ZM105 181V180H104ZM145 181V180H144ZM181 181V180H180ZM255 181H257V180H255ZM44 182V181H43ZM138 182V181H137ZM163 182V181H162ZM162 182H160V183H162ZM8 183V182H7ZM129 183H131V182H129ZM140 183V182H139ZM1 184H3L4 185V189L0 186V195H1V201H0V203H3L4 204V202H5V199H6V196L7 195H9V191L7 190V187H8V185L5 183L4 184V182H1ZM36 184H37V182H36ZM35 184V185H36ZM96 184V183H95ZM138 184V183H137ZM154 184V183H153ZM159 184V183H158ZM158 184H156V185H158ZM169 184V183H168ZM176 184V183H175ZM29 185V184H28ZM39 185V184H38ZM59 185V184H58ZM155 185V184H154ZM227 185V184H226ZM40 186V185H39ZM125 186V185H124ZM123 186V187H124ZM149 186V185H148ZM169 186V185H168ZM250 186V185H249ZM263 186V185H262ZM36 187V186H35ZM123 187L121 188L122 190H123ZM151 187V186H150ZM170 187V186H169ZM11 188V187H10ZM136 188H138V186L136 187ZM140 188V187H139ZM121 189H120V191H121ZM124 189H125V187H124ZM154 189V188H153ZM26 190V189H25ZM89 190V189H88ZM98 190V189H97ZM127 190H128V188H127ZM144 190V189H143ZM147 190V189H146ZM161 190V189H160ZM14 191H18L17 190V186H16V184H15V188H14ZM110 191V190H109ZM126 191V190H125ZM129 191V190H128ZM149 191V190H148ZM151 191V190H150ZM122 192V191H121ZM145 192V191H144ZM34 193V192H33ZM39 193V192H38ZM122 193H124V190H123V192ZM161 193V192H160ZM232 193V192H231ZM26 194V193H25ZM116 194V193H115ZM119 194V193H118ZM117 194V195H118ZM128 194V193H127ZM145 194V193H144ZM155 194V193H154ZM156 194H158V193H156ZM166 194V193H165ZM234 194V193H233ZM37 195V194H36ZM39 195V194H38ZM88 195V194H87ZM120 195V194H119ZM89 196V195H88ZM108 196V195H107ZM125 196L126 195H123V198H125ZM129 195H127L126 197H128ZM166 196V195H165ZM33 197V196H32ZM81 197V196H80ZM118 197V196H117ZM120 197H121V195H120ZM130 197V196H129ZM128 197V198H129ZM10 198V197H9ZM119 198V197H118ZM165 198V197H164ZM198 198V197H197ZM235 198H237V197H235ZM127 198H125V200H126ZM166 199V198H165ZM233 199V198H232ZM13 200V199H12ZM124 200V199H123ZM128 200V199H127ZM139 200V199H138ZM238 200V199H237ZM7 201V200H6ZM81 201V200H80ZM97 201V200H96ZM107 201V200H106ZM120 201V200H119ZM15 202V201H14ZM110 202V201H109ZM112 202V201H111ZM116 202V201H115ZM128 202V201H127ZM130 202V201H129ZM135 202V201H134ZM167 202V201H166ZM17 203V202H16ZM94 203V202H93ZM108 203V202H107ZM117 203V202H116ZM230 203V202H229ZM2 204V205H3ZM7 204H8V202H7ZM43 204V203H42ZM57 204V203H56ZM59 204V203H58ZM94 204H96V203H94ZM97 204H98V202H97ZM105 204V203H104ZM110 204V203H109ZM115 204V203H114ZM118 204V203H117ZM121 204H122V201H121ZM145 203H143V205H144ZM2 205H0V206H2ZM11 205V204H10ZM13 205V204H12ZM18 205V204H17ZM128 205V204H127ZM136 205V204H135ZM206 205H208V204H206ZM215 205V204H214ZM214 205H212V206H214ZM7 206V205H6ZM25 206V205H24ZM90 206V205H89ZM100 206V205H99ZM106 206V205H105ZM124 206H125V204H124ZM217 206H219L218 204H217ZM217 206H215L216 208H217ZM54 207V206H53ZM60 207V206H59ZM62 207V206H61ZM60 207V208H61ZM92 207V206H91ZM96 206H94V208H95ZM98 207V206H97ZM204 207H206V206H204ZM264 207V206H263ZM0 208H5L4 207V205L2 206V207H0ZM10 208V207H9ZM14 208V207H13ZM12 208V209H13ZM22 208H23V206H22ZM107 208V207H106ZM128 208V207H127ZM130 208V207H129ZM214 208V207H213ZM219 208V207H218ZM63 209H64V206H63ZM88 209V208H87ZM93 209V208H92ZM115 209V208H114ZM148 209V208H147ZM146 209V210H147ZM219 209H221V208H219ZM3 211H4V209H2ZM15 210V209H14ZM19 210H21V209H19ZM66 210V209H65ZM65 210L63 211V212H65ZM81 210H82V208H81ZM98 210V209H97ZM222 210V209H221ZM11 210H9V212H10ZM13 211V210H12ZM11 211V212H12ZM77 211V210H76ZM75 211V212H76ZM95 211V210H94ZM148 211V210H147ZM225 211V210H224ZM223 211V212H224ZM1 212V211H0ZM5 212V211H4ZM8 212V213H9ZM89 212V211H88ZM87 212V213H88ZM129 212V211H128ZM127 212V213H128ZM136 212V211H135ZM150 212H151V210H150ZM149 212V213H150ZM12 213H14V212H12ZM90 213V212H89ZM104 213V212H103ZM102 213V214H103ZM108 213V212H107ZM225 213V212H224ZM226 213H227V211H226ZM229 214H230V216H231V213L230 212H228ZM233 213V212H232ZM68 214V213H67ZM76 214H77V212H76ZM101 214V213H100ZM152 214V213H151ZM217 214V213H216ZM104 215V214H103ZM139 215V214H138ZM145 215H146V212H145ZM144 215V216H145ZM147 215H149V214H147ZM155 215V214H154ZM195 215V214H194ZM9 216H11L10 214H9ZM93 216V215H92ZM107 216V215H106ZM143 216V215H142ZM150 216V215H149ZM223 216V215H222ZM225 216H227V214L225 215ZM0 217H3V216H0ZM58 217V216H57ZM103 218H104V216H102ZM135 217H136V215H135ZM214 217H216V216H214ZM220 217V215L218 216V218ZM10 218V217H9ZM98 218V217H97ZM101 218V217H100ZM107 218H110V217H107ZM151 218H153L152 216H151ZM217 218V219H218ZM228 218V217H227ZM1 219V221H2V218H0ZM8 219V218H7ZM87 220H88V218H86ZM93 219V218H92ZM95 219V218H94ZM105 219V218H104ZM130 219V218H129ZM132 219V218H131ZM150 219V218H149ZM229 219V218H228ZM91 220V219H90ZM97 220V219H96ZM100 220V219H99ZM102 220V219H101ZM100 220V221H101ZM128 220V219H127ZM151 220V219H150ZM154 220V219H153ZM157 220V219H156ZM204 220V219H203ZM3 221H5V219H3ZM104 220H102L101 222L104 224V222H103ZM108 221V220H107ZM107 221H105V222H107ZM139 221V220H138ZM143 221V220H142ZM147 221V220H146ZM219 221H220V219H219ZM101 222H100V224H101ZM134 222V221H133ZM144 222H145V220H144ZM152 222H154V221H152ZM162 223V222H161ZM215 223V222H214ZM226 223V222H225ZM11 224V223H10ZM132 224V223H131ZM130 224V225H131ZM134 224V223H133ZM141 224V223H140ZM152 224V223H151ZM88 226V225H87ZM86 226V227H87ZM97 226V225H96ZM100 226V225H99ZM141 226V225H140ZM157 226V225H156ZM263 226V225H262ZM94 227V226H93ZM101 227V226H100ZM106 227V226H105ZM222 227V226H221ZM2 228H4V226L3 227H1V229ZM82 228H83V226H82ZM88 228H89V226H88ZM104 227L102 226V228L101 229H103ZM77 229V228H76ZM97 229V228H96ZM106 229H107V227H106ZM131 229V228H130ZM135 229V228H134ZM158 229V228H157ZM163 229V228H162ZM167 229H168V227H167ZM264 229V228H263ZM3 230V229H2ZM15 230H17V229H15ZM54 231V230H53ZM67 231V230H66ZM75 231V230H74ZM93 231V230H92ZM95 231H97V230H95ZM122 231V230H121ZM215 231H216V229H215ZM220 231V230H219ZM260 231V230H259ZM62 232V231H61ZM188 232V231H187ZM191 232V231H190ZM192 232H193V229H192ZM54 233V232H53ZM71 233V232H70ZM75 233V232H74ZM241 233V232H240ZM256 233H258V232H256ZM162 234V233H161ZM212 234V236L213 237H215V234H213V232L211 233ZM57 235V234H56ZM100 235V234H99ZM111 235V234H110ZM261 235H262V232H261ZM264 235V234H263ZM8 236H9V233H8ZM186 236V235H185ZM202 236V235H201ZM206 236H207V234H206ZM205 236V237H206ZM208 236H211V235H209L208 234ZM245 236H247V235H245ZM254 236V235H253ZM256 236V235H255ZM260 236V235H259ZM1 237V236H0ZM59 237V236H58ZM61 237V236H60ZM86 237V236H85ZM106 237V236H105ZM109 237V236H108ZM111 237V236H110ZM144 237V236H143ZM191 237V236H190ZM216 237H217V235H216ZM3 238V237H2ZM14 238V237H13ZM62 238V237H61ZM94 238V237H93ZM93 238H92V240H93ZM96 238H97V236H96ZM99 238H100V236H99ZM115 238V237H114ZM189 238V237H188ZM242 238V237H241ZM258 238V237H257ZM260 238V237H259ZM263 237H261V239H262ZM54 239V238H53ZM63 239V238H62ZM77 239V238H76ZM80 239V238H79ZM86 239H87V237H86ZM98 239V238H97ZM101 239V238H100ZM256 239V238H255ZM69 240H70V238H69ZM106 240V239H105ZM161 240V239H160ZM186 240V239H185ZM244 240V239H243ZM246 240V239H245ZM244 240V241H245ZM4 241V240H3ZM61 241V240H60ZM59 241V242H60ZM97 241V240H96ZM165 241H166V239H165ZM242 241V240H241ZM88 242H89V240H88ZM91 242V244H94V242L92 243V241H90ZM98 242V241H97ZM109 242V241H108ZM114 242V241H113ZM170 242H171V239H170ZM186 242V241H185ZM193 242H194V240H193ZM206 242V241H205ZM246 242V241H245ZM31 243H33V242H31ZM61 243V242H60ZM59 243V244H60ZM157 243V242H156ZM182 243V242H181ZM234 243V242H233ZM232 243V244H233ZM242 243V242H241ZM244 243V242H243ZM251 243H252V241H251ZM3 244V243H2ZM59 244H57L56 243V245L58 246ZM87 244V243H86ZM85 244V245H86ZM90 244V243H89ZM105 244V243H104ZM183 244V243H182ZM197 244V243H196ZM260 244V243H259ZM55 245V246H56ZM102 245V244H101ZM100 245V246H101ZM158 245V244H157ZM156 245V246H157ZM166 245V244H165ZM235 245H236V243H235ZM1 246V245H0ZM3 246V245H2ZM1 246V247H2ZM38 246V245H37ZM62 246V245H61ZM70 246V245H69ZM89 246V245H88ZM106 246V245H105ZM177 246V245H176ZM183 246V245H182ZM181 246V247H182ZM185 246H187L186 244H185ZM194 247H195V245H193ZM221 246V245H220ZM239 246V245H238ZM246 245H244V247H245ZM254 246V245H253ZM59 247V246H58ZM158 247V246H157ZM189 247H191V246H189ZM193 247V248H194ZM216 247V246H215ZM60 248V247H59ZM62 249H63V247H61ZM103 248V247H102ZM177 248H179L178 246H177ZM183 248H185L184 246H183ZM192 248V247H191ZM198 248H200V247H198ZM218 248H219V245H218ZM221 248V247H220ZM234 248V247H233ZM260 248V247H259ZM73 249H74V251L76 252L75 254H77L78 255V253H77V249H79V246L78 245H76V246H74L73 245ZM90 249V248H89ZM96 249V248H95ZM104 249V248H103ZM158 249V248H157ZM169 249V248H168ZM222 249V248H221ZM236 249H237V247H236ZM234 250V251H237V250ZM245 249H247V250H249L248 248H247V246L245 247ZM244 249V250H245ZM1 250H2V248H1ZM188 249L186 248V251H187ZM214 250V249H213ZM219 250V249H218ZM240 250V249H239ZM12 251V250H11ZM59 251V250H58ZM74 251H72V252H74ZM79 251V250H78ZM87 251V250H86ZM91 251V250H90ZM95 251V250H94ZM159 251V250H158ZM161 251V250H160ZM168 251V250H167ZM170 251V250H169ZM180 251V250H179ZM222 251H224V250H222ZM221 251V252H222ZM259 250H257V252H258ZM3 252V251H2ZM5 252H6V250H5ZM16 252H17V250H16ZM54 252V255L55 256H57L56 258H58L59 260H60V262L59 263H62V264H68V257H69V253L67 254V253H65L64 251L62 252H56V250L55 251H53ZM99 252V251H98ZM219 252V251H218ZM9 253H11L10 251H9ZM15 253V252H14ZM130 253V252H129ZM179 254H180V252H178ZM216 253V252H215ZM222 253H224V252H222ZM222 253H221V255H222ZM227 253H229L228 251H227ZM244 253V252H243ZM242 253V254H243ZM252 253V252H251ZM264 253V252H263ZM1 254V253H0ZM16 254V253H15ZM80 254V253H79ZM85 254H87V253H85ZM104 254V253H103ZM163 254V253H162ZM175 254V253H174ZM187 254H189V252L187 253ZM202 254V253H201ZM209 254V253H208ZM212 254V253H211ZM238 254H241V253H238ZM237 253H236V255H238ZM260 254V253H259ZM45 255H46V253H45ZM73 255V254H72ZM89 255V254H88ZM87 255V256H88ZM168 255V254H167ZM170 255V254H169ZM180 255H182V253L180 254ZM210 255V254H209ZM218 256H219V254H217ZM225 255V254H224ZM227 255V254H226ZM229 256H230V254H228ZM235 255V256H236ZM247 255V254H246ZM263 255V254H262ZM9 256V255H8ZM13 256V255H12ZM102 256V255H101ZM104 257H105V255H103ZM155 256H157V255H155ZM172 256V255H171ZM189 256V255H188ZM240 256H242V255H240ZM260 256H261V254H260ZM2 257V255L0 256V258ZM26 257V256H25ZM74 258L73 259H75V256H73ZM78 258L80 257V256H77ZM100 257V256H99ZM163 257V256H162ZM170 257V256H169ZM174 257V256H173ZM183 257V256H182ZM220 257V256H219ZM222 257V256H221ZM227 257V256H226ZM262 257V256H261ZM2 258H5V264H6V255L4 256V257H2ZM9 258V257H8ZM14 258V257H13ZM12 258V259H13ZM84 258V257H83ZM93 258V257H92ZM108 258V257H107ZM179 258V257H178ZM190 258V257H189ZM206 258V257H205ZM214 258V257H213ZM228 258V261H227V263H225V264H240L241 263V261H240V259L238 258V259H236L235 257H232V255H231V257L229 258V257H227ZM11 259V260H12ZM26 259V258H25ZM30 259V258H29ZM43 259V258H42ZM192 259V258H191ZM215 259H217L216 257H215ZM254 259V258H253ZM10 260V259H9ZM8 260V261H9ZM31 260V259H30ZM85 260V259H84ZM116 260V259H115ZM127 260V259H126ZM157 260V258H155V261ZM159 260H160V258H159ZM158 260V261H159ZM167 260V259H166ZM174 260V259H173ZM183 260H184V258H183ZM197 260V259H196ZM210 260V259H209ZM214 260V259H213ZM220 260H222V258L220 259ZM220 260H218L219 262H220ZM264 260V259H263ZM17 261V260H16ZM46 261V260H45ZM75 261V260H74ZM76 261H77V259H76ZM76 261L74 262V263H76ZM87 261V260H86ZM171 261V260H170ZM193 261V260H192ZM194 261H195V258H194ZM211 261V260H210ZM223 261H225L224 259L222 260V262ZM44 262V261H43ZM43 262H41V264L43 263ZM88 262V261H87ZM101 262V261H100ZM104 262H106V261H104ZM135 262V261H134ZM160 262V261H159ZM159 262H157V263H159ZM165 262V261H164ZM191 262V261H190ZM198 262H200V261H198ZM202 262V261H201ZM215 262H216V260H215ZM264 262V261H263ZM10 263V262H9ZM23 263H24V260H23ZM28 263V262H27ZM49 263V262H48ZM53 263H54V261H53ZM70 263H72V262H70ZM69 263V264H70ZM73 263V264H74ZM84 263H85V261H84ZM88 263H90V261L88 262ZM156 263V264H157ZM186 263V262H185ZM192 263V262H191ZM191 263H188V264H191ZM213 263V262H212ZM216 263H218V262H216ZM31 264H32V262H31ZM35 264V263H34ZM44 264V263H43ZM49 264H51V263H49ZM78 264H82V262L80 261ZM103 264V263H102ZM139 264V263H138ZM150 264V263H149ZM160 264H162V262L160 263ZM165 264V263H164ZM169 264V263H168ZM174 264V263H173ZM192 264H194V262L192 263ZM197 264V263H196ZM203 264V263H202ZM207 264V263H206ZM264 264V263H263Z\"/></svg>","mask_w":264,"mask_h":264}]
</instances>
